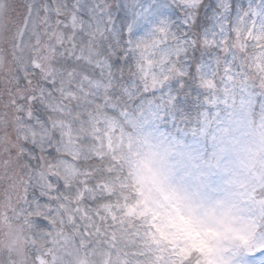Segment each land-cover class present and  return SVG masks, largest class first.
<instances>
[{
  "label": "snow or ice",
  "instance_id": "6c2138e0",
  "mask_svg": "<svg viewBox=\"0 0 264 264\" xmlns=\"http://www.w3.org/2000/svg\"><path fill=\"white\" fill-rule=\"evenodd\" d=\"M0 264H264V0H0Z\"/></svg>",
  "mask_w": 264,
  "mask_h": 264
}]
</instances>
